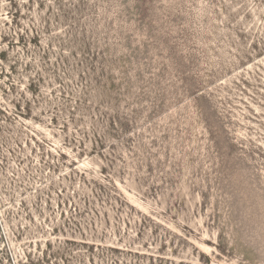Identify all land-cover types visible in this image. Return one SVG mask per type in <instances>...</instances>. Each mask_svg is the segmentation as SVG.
Here are the masks:
<instances>
[{"label": "rangeland", "instance_id": "374dc122", "mask_svg": "<svg viewBox=\"0 0 264 264\" xmlns=\"http://www.w3.org/2000/svg\"><path fill=\"white\" fill-rule=\"evenodd\" d=\"M0 264H264V0H0Z\"/></svg>", "mask_w": 264, "mask_h": 264}]
</instances>
